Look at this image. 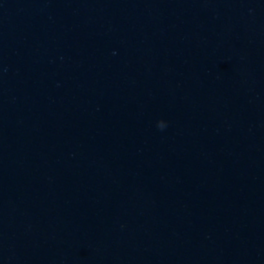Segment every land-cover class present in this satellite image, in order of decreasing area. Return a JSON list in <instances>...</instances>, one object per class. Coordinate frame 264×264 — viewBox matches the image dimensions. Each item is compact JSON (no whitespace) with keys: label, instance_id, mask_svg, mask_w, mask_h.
Returning <instances> with one entry per match:
<instances>
[{"label":"clouds","instance_id":"clouds-1","mask_svg":"<svg viewBox=\"0 0 264 264\" xmlns=\"http://www.w3.org/2000/svg\"><path fill=\"white\" fill-rule=\"evenodd\" d=\"M166 126L165 121L161 120L158 122V127L163 129Z\"/></svg>","mask_w":264,"mask_h":264}]
</instances>
